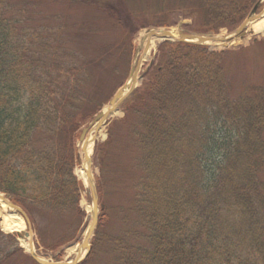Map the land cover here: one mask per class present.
I'll list each match as a JSON object with an SVG mask.
<instances>
[{
    "label": "trees",
    "instance_id": "trees-1",
    "mask_svg": "<svg viewBox=\"0 0 264 264\" xmlns=\"http://www.w3.org/2000/svg\"><path fill=\"white\" fill-rule=\"evenodd\" d=\"M67 1L105 6L127 36L139 27L123 23L110 0ZM255 1L186 4L200 11L198 31H218L240 24ZM7 4L0 0V191L27 211L47 247L38 213L69 217L58 247L73 241L86 217L73 172L80 128L104 103L105 74L127 77L133 46L107 41L89 52L65 34L66 23L26 30ZM159 50L122 104L123 118L109 126V144L116 123L131 129V178L100 177L98 194L121 183L131 196L115 206L100 201L93 252L107 245L115 264H264V81L233 95L226 51L184 42ZM109 144L98 143L106 149L95 163L109 160ZM113 208L118 232L105 229ZM16 236L0 229V264L31 263Z\"/></svg>",
    "mask_w": 264,
    "mask_h": 264
},
{
    "label": "rangeland",
    "instance_id": "rangeland-1",
    "mask_svg": "<svg viewBox=\"0 0 264 264\" xmlns=\"http://www.w3.org/2000/svg\"><path fill=\"white\" fill-rule=\"evenodd\" d=\"M11 6L14 5L17 10H19L18 14L21 21L25 22L26 30H32L34 27H43L49 24H52L53 15L56 13H63L65 16L62 18L68 23V31L67 35L69 39L73 40L76 45L85 47L87 51L90 52L96 48H98L103 43L109 42H119L125 39L129 41L134 37L135 43V59L133 61L134 65L138 63V56L143 55L145 48V40L143 36L145 31L151 29L141 28L137 33L133 35V33L129 30L128 37L125 34V30L121 27L123 25H116L112 21V19L104 13L102 10L98 8H94L93 6L82 4V3H68L66 0H49L39 3H28L27 0H10ZM176 0H112L114 6L116 5V9L114 12H119L120 18L127 26L131 23H136L139 27H143L149 24H159L163 20H167L171 22L170 28L174 31H191V32H199L198 30L202 27L200 24L199 16L200 11H193V8L188 6L187 0H183L186 6H178L173 8L172 5ZM260 4L258 7L257 13L264 11V0H259ZM25 9V11H23ZM117 10V11H116ZM259 21V20H257ZM254 21L248 25L245 37L240 39L239 37L231 44V49L235 46L239 45H248L252 42L254 37H258L259 39L264 38V34L255 33L252 34V27L255 28ZM83 24L87 26L84 27ZM168 29L167 27H162ZM207 36H221L224 37V34H230L226 28H223L220 33H213L212 31H204ZM127 36V37H126ZM157 39H154L155 45L151 47L148 57L141 62L139 66V81L138 85L140 86L145 79V72L149 68L151 60L155 58L158 53L157 47L158 42ZM258 41H254L256 43ZM263 41H261L262 43ZM258 44H254L252 49L242 48L237 51V49L228 52L226 55L223 64L227 76L231 79V85L234 87L236 92H240L243 88L249 84L256 85L260 82L264 81V42L261 44V47L257 48ZM215 48V47H214ZM218 48V47H216ZM229 48V49H230ZM219 49V48H218ZM120 66H126V61L124 59L119 60ZM132 65H130L131 68ZM129 74V73H128ZM122 75H116L114 73H107L104 77V85L103 89L100 90L99 99L103 100V105L101 109H104L109 105V101L111 97L114 95L115 91L118 89L117 85L123 80ZM128 78H125L122 81L125 82ZM128 81V80H127ZM121 84V85H122ZM137 85V86H138ZM117 88V89H116ZM100 109V110H101ZM97 114V113H96ZM96 114L93 115L85 124L80 128L81 132L84 128L88 127L86 132L87 136L94 135L92 129L95 124ZM124 115V112L121 107L118 108L115 113H113L110 118L104 123L101 127L98 135H94L93 143L91 144V157L93 155L94 161L101 157L102 153L106 148H101L98 151V143L99 144H109V133L108 127L111 122L117 121L121 119ZM80 132V133H81ZM131 129L128 124H124L123 122L116 123L113 129V137L112 141L109 144L110 150L108 152L109 160L107 162H103L102 165L94 162L92 167L94 172V177L96 181H99L100 177L105 178H113L117 180H121V177L126 180L131 178V172L129 169V164L131 160V139H130ZM108 139V140H107ZM107 140V141H106ZM130 142V143H129ZM77 146V154L80 158V163L75 166L74 172L82 179L85 184V190L82 192L81 197V206L85 209L87 213V217L85 218V223L81 227V231L77 234L78 241H71L66 243L65 245L59 247L58 249H47L45 245L38 238L37 233L34 230V241L36 240L39 243L40 248H36L35 252L38 253L42 258H45L50 261H70L74 260L80 252L81 243L85 237V234L88 230V227L91 223V210L93 207L92 203V193L87 182L86 177L83 176V165H84V153H83V141L79 138L76 141ZM103 156V155H102ZM133 156V155H132ZM97 157V159H96ZM127 170V171H126ZM103 173V174H102ZM121 174V175H119ZM128 184V182H127ZM131 196L130 190L122 185L121 183H115L107 185L105 187V195H102L101 200H104V203L109 202L110 206H115L119 203H126L128 196ZM100 200V201H101ZM108 201V202H107ZM40 210V209H39ZM43 211V210H40ZM15 213L13 211L7 210L5 208L4 213ZM118 215V211L113 208L112 216L113 222L110 221L109 225L105 228L108 231L118 232V228L121 227L118 224H121L119 219H116ZM20 216V215H19ZM3 217V216H2ZM24 221L23 229L21 230V235L19 237L20 244L28 250V238L25 236V232L28 230L29 226L27 223L26 217L24 215L20 216ZM24 217V218H23ZM29 217V215H28ZM40 225V234L42 239L46 243H53V246L56 244V240L63 233L64 229L70 223L71 219L67 216H50L46 212H39L36 216ZM5 217L1 218V226L4 227ZM30 218V217H29ZM114 223V226L112 225ZM32 224V223H31ZM6 231V230H5ZM8 231V230H7ZM72 236H75L73 234ZM36 238V239H35ZM104 248L106 249L105 245ZM25 254V258H26ZM22 260V258H17L15 261L8 262L7 264H29ZM28 261V260H27ZM89 264H114V261L111 260L110 256L101 253L99 257H95Z\"/></svg>",
    "mask_w": 264,
    "mask_h": 264
},
{
    "label": "water",
    "instance_id": "water-1",
    "mask_svg": "<svg viewBox=\"0 0 264 264\" xmlns=\"http://www.w3.org/2000/svg\"><path fill=\"white\" fill-rule=\"evenodd\" d=\"M247 20L245 22H247ZM243 26L244 25H242V27ZM239 30H241V28ZM153 33H155V32L153 31ZM165 34H167V31L165 32ZM194 39H197V41L200 42V43H203L205 41L204 37L196 36V35H192V34H184V33L181 34V39L180 40L194 41ZM135 77H136V71L134 70V71L131 72V78H132L133 82L132 81L130 83L128 82L122 88H120L117 91V93L114 96V98L112 99V101H111L112 107H110L108 109L109 111L106 112V113L100 112L97 115L96 119H100V122H101V120H104L105 118H107V116L109 115V112L111 110H114V109H116L118 107V105L123 101V99L133 90ZM127 89H129L128 92H125ZM84 133H85V131H84ZM84 133L82 134V139H83ZM86 161L89 164V166H91V163H92L91 159L89 157H87V156H86ZM87 172H88V178H89V181H90L92 194H93V212H92V223H91V225L89 227L88 234H87V236L85 238V241H84V244H83L84 247H89L88 241L91 238V236H92V234L94 232L95 226L97 224V221H98V195H97V190H96V186H95V183H94V180H93V176H92L91 170L88 169ZM7 202H8V204L11 207H13V208L17 209L18 211L22 212V210L18 206L12 204L10 201H7ZM28 234H31V232L28 233ZM33 255L39 262L44 263V261L39 259L34 253H33ZM76 262H77V260L72 262V263H56V264H75Z\"/></svg>",
    "mask_w": 264,
    "mask_h": 264
},
{
    "label": "bare ground",
    "instance_id": "bare-ground-1",
    "mask_svg": "<svg viewBox=\"0 0 264 264\" xmlns=\"http://www.w3.org/2000/svg\"><path fill=\"white\" fill-rule=\"evenodd\" d=\"M254 29H255L256 32L264 31V19L260 20L259 22H256ZM171 35L174 38H178V36H179L176 31H173V32L171 31ZM146 37H148V39H149V36L148 35ZM218 39H219L218 42L221 43L222 42L221 38H218ZM208 40L209 39H207V41ZM154 45H155V42L154 41L153 42L151 41L150 44H149L150 48L152 46H154ZM149 52H150V50L148 52L143 53V55H139V57H138V58H140L139 59V65H141V62L144 61L148 57ZM104 111L106 112L107 111V108H105ZM92 131L94 133V130H92ZM93 140H94V135H90V136H87L86 140L84 141V145L86 146V151H87L88 154H90L91 151H92L91 144L93 143ZM85 169H86V165L83 167V171H82L83 173H85ZM83 176L86 177V173L83 174ZM4 204H5V201L0 197V206L1 205L4 206ZM12 216L13 217H9V218L7 217L6 218V220L4 222V226L6 228L12 229V230H14V229H22L23 226H24L23 219L18 214H14Z\"/></svg>",
    "mask_w": 264,
    "mask_h": 264
}]
</instances>
